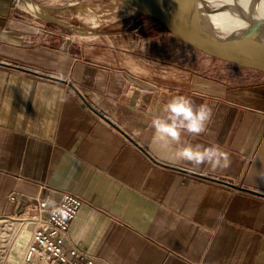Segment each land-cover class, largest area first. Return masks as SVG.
Here are the masks:
<instances>
[{
	"label": "crops",
	"instance_id": "obj_1",
	"mask_svg": "<svg viewBox=\"0 0 264 264\" xmlns=\"http://www.w3.org/2000/svg\"><path fill=\"white\" fill-rule=\"evenodd\" d=\"M15 1L0 0V213L69 190L86 200L72 242L109 264H264V71L167 48L170 30L87 58ZM151 66L176 72L137 70ZM176 96L211 118L165 143L152 120ZM188 146L215 165L178 160Z\"/></svg>",
	"mask_w": 264,
	"mask_h": 264
},
{
	"label": "rangeland",
	"instance_id": "obj_2",
	"mask_svg": "<svg viewBox=\"0 0 264 264\" xmlns=\"http://www.w3.org/2000/svg\"><path fill=\"white\" fill-rule=\"evenodd\" d=\"M31 1L36 6L35 10L25 7L22 3L23 0H21V2L16 0L15 2L22 8L33 12L35 24L43 22L44 25L50 28H59V31L63 33V37H66L67 42L73 41L74 39H76L77 42H81L84 56L87 58H89L90 52H98V54L103 53L105 57H109V55L113 53L115 54L116 50L136 53L137 46H134L133 43H137L138 39L145 38L148 45L149 43L153 44L154 42L166 40L167 36L175 37L172 33L166 34L169 29L162 22L133 9L122 0ZM121 38L128 41V43L122 42ZM96 43H101L103 45L107 44L108 50L93 48L91 51L90 44H94L95 46ZM113 44L115 48L112 46ZM161 44H164L167 48H178V50H181V47H186L188 50H193V57L195 60L208 58L211 64L214 63V61L221 64L229 63L227 60L192 48L191 45H186L183 41L181 44L179 43V46L163 41ZM123 54L125 53H120L122 56ZM146 54V58L154 59L153 54H150L148 51ZM160 67H137V70H141L144 73L147 72L145 75H152V73L155 72L158 76L162 77V79H165V76L170 78L171 75H175L174 72H176V70L163 66ZM160 69L170 71L171 74L168 73L169 75L164 76V74L158 71ZM25 239H29L28 235Z\"/></svg>",
	"mask_w": 264,
	"mask_h": 264
},
{
	"label": "built area",
	"instance_id": "obj_3",
	"mask_svg": "<svg viewBox=\"0 0 264 264\" xmlns=\"http://www.w3.org/2000/svg\"><path fill=\"white\" fill-rule=\"evenodd\" d=\"M85 202L64 190L56 199L37 195L20 211L0 213V264H109L71 240L72 220Z\"/></svg>",
	"mask_w": 264,
	"mask_h": 264
},
{
	"label": "water",
	"instance_id": "obj_4",
	"mask_svg": "<svg viewBox=\"0 0 264 264\" xmlns=\"http://www.w3.org/2000/svg\"><path fill=\"white\" fill-rule=\"evenodd\" d=\"M133 9L162 22L172 33L192 47L239 65L264 71V16L259 15L243 32L229 33L215 28L201 17V0H122ZM252 0L250 8L257 11ZM21 2V0H19ZM210 12L212 3L207 2ZM232 184V183H230Z\"/></svg>",
	"mask_w": 264,
	"mask_h": 264
},
{
	"label": "clouds",
	"instance_id": "obj_5",
	"mask_svg": "<svg viewBox=\"0 0 264 264\" xmlns=\"http://www.w3.org/2000/svg\"><path fill=\"white\" fill-rule=\"evenodd\" d=\"M163 112L167 118H156L152 120V126L155 129V138L159 141L168 143L170 141L179 142L181 131H187L193 134H200L205 130L206 122L211 118V109L206 106L194 108L192 101L185 96L173 97L170 102L164 105ZM215 148H193L192 146L178 148L175 151V157L178 160H187L193 164L199 165L210 162L215 165L214 158L217 156ZM224 156V167H227L229 161Z\"/></svg>",
	"mask_w": 264,
	"mask_h": 264
},
{
	"label": "bare ground",
	"instance_id": "obj_6",
	"mask_svg": "<svg viewBox=\"0 0 264 264\" xmlns=\"http://www.w3.org/2000/svg\"><path fill=\"white\" fill-rule=\"evenodd\" d=\"M208 1L212 3V12H210L207 7ZM251 1L252 0H201L197 9L201 17L209 20L215 25V28L237 34L249 27L254 21L253 19H256L259 15L264 16V1H260L257 4L256 8L258 12L250 8ZM22 3L25 7L35 10L36 6L31 0H23ZM262 39H264V36ZM27 235H25L24 240Z\"/></svg>",
	"mask_w": 264,
	"mask_h": 264
}]
</instances>
